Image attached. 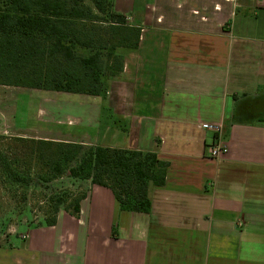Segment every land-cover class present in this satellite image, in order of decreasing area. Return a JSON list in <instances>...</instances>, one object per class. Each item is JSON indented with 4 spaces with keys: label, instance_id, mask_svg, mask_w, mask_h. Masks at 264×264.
Segmentation results:
<instances>
[{
    "label": "crops",
    "instance_id": "1",
    "mask_svg": "<svg viewBox=\"0 0 264 264\" xmlns=\"http://www.w3.org/2000/svg\"><path fill=\"white\" fill-rule=\"evenodd\" d=\"M112 9L140 37L105 96L0 85V136L154 152L165 184L143 214L87 183L78 217L60 211L54 226L8 237L0 264H264V1ZM205 123L223 128L219 159Z\"/></svg>",
    "mask_w": 264,
    "mask_h": 264
},
{
    "label": "trees",
    "instance_id": "2",
    "mask_svg": "<svg viewBox=\"0 0 264 264\" xmlns=\"http://www.w3.org/2000/svg\"><path fill=\"white\" fill-rule=\"evenodd\" d=\"M91 2L96 11L83 0H0V85L105 96L108 79L122 72L124 53L138 48L140 28L115 13L112 0ZM97 24L105 30L87 26ZM28 141L38 147L47 182L67 177L107 188L123 212L149 214V188L165 184L168 163L154 152ZM0 166L9 183L28 185L30 175L12 170L1 151ZM86 196L64 190L50 198L53 216L40 226H54L60 210L78 217Z\"/></svg>",
    "mask_w": 264,
    "mask_h": 264
},
{
    "label": "rangeland",
    "instance_id": "3",
    "mask_svg": "<svg viewBox=\"0 0 264 264\" xmlns=\"http://www.w3.org/2000/svg\"><path fill=\"white\" fill-rule=\"evenodd\" d=\"M83 4L96 11L91 0H83ZM87 26L99 27L103 31L106 28L99 24ZM78 96L65 95L63 98L76 101ZM23 113L25 108L22 106L18 117H24ZM28 140H16L5 136L0 138V151L5 155L12 170L30 175L27 186L11 184L4 178L0 166V244L5 243L10 236L25 237L26 231L40 226L44 220H50L53 216V203L50 202V198H55L64 190L75 196L87 192V183L67 177H56L47 182V168L39 159L38 147ZM13 240L18 242L19 239L13 237Z\"/></svg>",
    "mask_w": 264,
    "mask_h": 264
},
{
    "label": "built area",
    "instance_id": "4",
    "mask_svg": "<svg viewBox=\"0 0 264 264\" xmlns=\"http://www.w3.org/2000/svg\"><path fill=\"white\" fill-rule=\"evenodd\" d=\"M264 1V0H263ZM203 130L212 132L215 136V141L210 145L208 149V157L211 159H219L227 154L228 149L222 140L223 128L221 125L216 124H202Z\"/></svg>",
    "mask_w": 264,
    "mask_h": 264
}]
</instances>
